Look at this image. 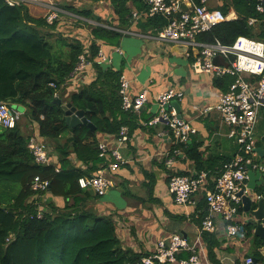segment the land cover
Segmentation results:
<instances>
[{
    "label": "trees",
    "instance_id": "1",
    "mask_svg": "<svg viewBox=\"0 0 264 264\" xmlns=\"http://www.w3.org/2000/svg\"><path fill=\"white\" fill-rule=\"evenodd\" d=\"M213 2L212 6L224 14L234 11L236 19L200 34V43L231 46L239 36L264 42V13L256 11V0ZM249 18L256 19V23H249ZM167 22L166 17L155 15L144 23L157 30ZM54 26L43 17L32 16L25 4L11 7L0 0V102L24 108L25 119L36 127L38 138L48 143L56 160L49 165L34 160L27 148L30 135L22 133L19 121L13 129L0 126V264H137L147 254L123 248L112 218L87 208L88 202L99 196L78 185L79 178L93 175L105 162L99 156L100 136H116L122 126L131 133L137 126L134 111L122 109L121 71L94 64L87 82L74 88L70 74L84 45L78 40H63L68 50L57 48L48 34ZM92 34L113 45L120 36L100 27L93 28ZM89 51L91 57L97 55L94 40L90 41ZM215 61L220 62L218 58ZM222 63L228 64L226 60ZM232 81L233 77L228 86ZM57 98L84 110L94 129L84 124L68 127L64 111L54 102ZM182 148L197 172L206 170L197 146L186 143ZM73 155L85 168L77 167ZM36 176L48 181L51 196L65 200L62 207L52 202L39 204L38 196L43 193L32 190ZM40 205L42 214L38 217ZM245 231L250 235L252 226L245 224ZM203 235L208 257L214 263V236ZM254 239L257 248L261 247L259 238ZM188 256L182 252L178 259ZM253 258L264 264L259 252Z\"/></svg>",
    "mask_w": 264,
    "mask_h": 264
},
{
    "label": "crops",
    "instance_id": "2",
    "mask_svg": "<svg viewBox=\"0 0 264 264\" xmlns=\"http://www.w3.org/2000/svg\"><path fill=\"white\" fill-rule=\"evenodd\" d=\"M50 3L60 11V17L50 33L61 34L67 41L72 38L78 40L83 43L84 49H89L90 41L94 40L112 57L111 67L121 71L130 80L131 96L137 95L142 89L148 90L147 102L134 112L137 126L129 133L128 142L118 145L117 137L100 136V141L120 152L125 164L109 174L113 186L98 199L89 201L87 208L100 216L111 217L121 246L138 253H151L159 240L177 233L197 246V251H202L201 254L209 259L203 234L211 233L214 236L213 264H242L246 256L253 257L255 252L264 257V245L257 237L261 242V247L257 248L253 227L250 235L239 229L231 237L226 233L225 223L216 217L214 232H204L199 236L198 228L206 215L203 194L195 195L192 203L179 205L168 191L172 176L180 173L194 176L199 171H196L195 163L187 158L184 148L174 144L164 122L153 126L146 124L159 113L156 102L159 93L169 87L182 90V100L170 101L168 109L175 110L178 116L195 128L196 132L190 135L187 143L197 146L201 163L206 169L204 171L215 179L223 164L234 157L238 145L236 139L229 135L230 128L216 109L201 114L193 107L215 106L220 95L227 90V82L231 77L215 78L195 74L191 64L197 48L183 42L158 40L156 30L144 23L151 16L141 0H27L25 5L32 16L43 17ZM209 3L214 2L209 0ZM95 27L119 33L117 43L113 45L95 38L92 34ZM116 47L122 53L114 51ZM218 59L223 62L222 58ZM91 73L88 70L72 86L75 88L87 82ZM23 119L24 123L19 120V129L28 136L36 134V127L29 119ZM255 133L257 143L254 161L257 163L260 159L258 150L264 148V141L261 140L264 135V111L258 119ZM175 150L178 152L175 153ZM51 151V163H55ZM71 158L77 167L85 168L74 155ZM169 160L170 164L167 163ZM252 194L264 198V187H257ZM49 202L62 207L65 200L46 192L44 203ZM236 220L240 227L249 224L248 214L242 204Z\"/></svg>",
    "mask_w": 264,
    "mask_h": 264
},
{
    "label": "built area",
    "instance_id": "3",
    "mask_svg": "<svg viewBox=\"0 0 264 264\" xmlns=\"http://www.w3.org/2000/svg\"><path fill=\"white\" fill-rule=\"evenodd\" d=\"M11 7H18L26 3V0H4ZM147 6L149 16L161 15L168 22L156 30L158 40L165 42H183L188 46L197 48L194 61L191 64L195 74H206L212 77H233L215 106L193 108L205 114L216 109L223 120L229 126V135L236 139L238 145L234 157L225 162L219 175L212 179L207 171L201 170L194 176L175 175L169 179L168 191L175 203L185 205L193 202V197L203 194L206 215L201 220L198 228L199 236L204 232H214L216 217L225 223L228 236H235L239 229L245 231V225L239 226L236 216L241 208V196L248 194L247 166L254 169H263L254 161L256 155L255 128L261 112L264 111V42L244 36L236 38L231 46L200 43L198 36L209 31L213 26L236 19L234 11L224 14L220 9L213 7L209 0H142ZM256 11L264 13V0H256ZM136 16V15H135ZM60 17L59 9L50 3L43 15L47 24H54ZM249 23H256V19L249 18ZM116 52L122 53L119 48ZM231 56L234 58L231 59ZM216 58L226 60L228 64ZM111 66L112 57L102 47L98 46L97 55L91 57L89 49L78 56L75 67L70 74L73 82L83 77L92 66ZM255 76L256 80H248L247 77ZM53 85V84H51ZM130 80L125 74L119 77V95L122 109L137 112L148 100V90L142 89L137 95L130 94ZM182 90L169 87L156 96L159 113L149 119L148 126L164 122L174 144L183 146L187 143L191 134L196 132L188 121L178 116L173 109H168L172 100H182ZM19 111V106L7 101L0 102V126L7 129L16 127L17 122L24 115ZM116 141L123 145L129 141L128 128L122 126ZM27 148L34 160L42 165L51 164L50 147L44 140L38 138L37 133L29 136ZM99 156L107 159L100 165L96 172L89 177L78 179V185L82 189H91L98 196L104 195L113 186L109 174L125 164V159L117 149H111L104 141L98 142ZM175 153L178 151L175 150ZM109 156V157H108ZM168 164L171 160L167 161ZM58 170V169H57ZM48 181L36 176L32 182V190L41 192L38 196L39 204L44 203V195L47 192ZM257 197H260L259 195ZM38 217H41L42 205L38 209ZM199 238V237H198ZM198 244V240H197ZM197 246L190 244L180 234H172L158 241L155 249L143 256L137 264H213L203 253L197 251ZM187 252V258L178 259V255ZM242 264H260L252 256H246Z\"/></svg>",
    "mask_w": 264,
    "mask_h": 264
},
{
    "label": "water",
    "instance_id": "4",
    "mask_svg": "<svg viewBox=\"0 0 264 264\" xmlns=\"http://www.w3.org/2000/svg\"><path fill=\"white\" fill-rule=\"evenodd\" d=\"M54 102L60 105L64 111L65 124L68 127L74 128L77 125L84 124L94 129L92 123L86 118L84 110L77 109L71 102L62 103L60 98L55 99ZM261 140L264 141V135ZM258 151L260 159L257 163L263 169H254L251 165L247 166V188L250 192L243 194L242 191L240 196L243 209L248 214L247 223L253 227L254 235L259 237L264 245V198L260 195V197H257L252 194L257 187H264V148H260Z\"/></svg>",
    "mask_w": 264,
    "mask_h": 264
},
{
    "label": "rangeland",
    "instance_id": "5",
    "mask_svg": "<svg viewBox=\"0 0 264 264\" xmlns=\"http://www.w3.org/2000/svg\"><path fill=\"white\" fill-rule=\"evenodd\" d=\"M26 1H27V0H26ZM50 30H51V29H50ZM50 30H49V31H50ZM49 31H48V32H49ZM48 34H50V35H49V39L55 43V46H56L57 48H59V47H62V48H63V47H64V48L67 49L68 46H63L64 44H66V42H61V41H63V40L65 39L61 34H52V33H50V32H49ZM56 39H59L60 41H59V40L56 41ZM69 39H70V38H69ZM69 42H70V43H73V42H74V39L72 38L71 41L69 40ZM67 50H68V49H67ZM23 109H24V108L19 107V111H20V112H23ZM23 118H25L24 115H23L22 119L20 120V123H21V122L24 123V119H23ZM22 133L26 134V132H22Z\"/></svg>",
    "mask_w": 264,
    "mask_h": 264
}]
</instances>
